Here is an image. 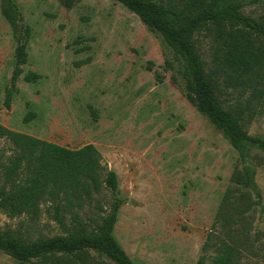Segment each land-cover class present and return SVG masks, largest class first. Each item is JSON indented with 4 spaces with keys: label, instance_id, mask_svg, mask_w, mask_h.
<instances>
[{
    "label": "rangeland",
    "instance_id": "rangeland-1",
    "mask_svg": "<svg viewBox=\"0 0 264 264\" xmlns=\"http://www.w3.org/2000/svg\"><path fill=\"white\" fill-rule=\"evenodd\" d=\"M10 3L0 0V124L70 150L89 144L97 149L101 164L117 175L122 205L113 236L129 258L136 264H196L206 255L208 234L220 229L217 212L227 189L242 174L251 179L252 207L232 225L246 233H234V242L241 264H264V152L233 150L185 99L178 62L161 36L113 0ZM244 13L264 21V1ZM19 38L27 56L13 79ZM195 40L207 68L211 37L200 32ZM31 74L37 78L27 81ZM222 99L225 107L243 111L249 135L264 138L261 100L239 90L225 91ZM14 152L0 138V164ZM111 199L102 189L90 198H73L78 206L61 201L64 224L72 213L99 224ZM53 207L45 201L34 216L0 211V231L26 241L62 236ZM0 264L18 262L0 251Z\"/></svg>",
    "mask_w": 264,
    "mask_h": 264
},
{
    "label": "trees",
    "instance_id": "trees-1",
    "mask_svg": "<svg viewBox=\"0 0 264 264\" xmlns=\"http://www.w3.org/2000/svg\"><path fill=\"white\" fill-rule=\"evenodd\" d=\"M10 3V0H4ZM138 17L141 23L161 36L179 65L185 99L205 117L228 141L233 150L244 154L249 147L264 152V138L251 136L243 125V111L225 107L222 95L227 90L248 93L249 100L264 104V21L244 13L247 6L264 0H113ZM13 29L18 25L3 11ZM204 32L211 37V59L208 67L202 60L195 36ZM26 44L17 39V68L26 62ZM31 74L26 80L32 81ZM0 138L9 140L14 155L0 164V211L8 217L39 213L45 201L54 204V219L64 235L26 241L9 232L0 231V251L26 264L41 260L48 264H136L113 236L122 200L118 195L117 175L101 164L102 157L89 144L77 150L13 132L0 124ZM249 176L238 174L234 189L229 188L217 212L220 229L215 227L203 245L206 255L196 264H241L234 233L245 236L243 228L232 225L242 220L252 207ZM107 190L112 199L99 224L82 220L77 214L63 221L65 201L81 200ZM235 193L237 195L235 196ZM224 234L227 239L220 237ZM240 239V238H239ZM213 248V254H207Z\"/></svg>",
    "mask_w": 264,
    "mask_h": 264
}]
</instances>
